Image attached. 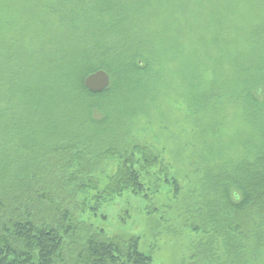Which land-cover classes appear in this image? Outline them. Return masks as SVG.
Segmentation results:
<instances>
[{
	"label": "trees",
	"instance_id": "16d2710c",
	"mask_svg": "<svg viewBox=\"0 0 264 264\" xmlns=\"http://www.w3.org/2000/svg\"><path fill=\"white\" fill-rule=\"evenodd\" d=\"M31 7L39 10L29 8L23 24L0 36V264H150L139 236H110L79 216L97 215L125 194L154 208L164 186L181 199L171 165L133 134L134 123L157 98L158 63L172 45L162 37L173 40L202 20L223 35L224 21L209 12L195 21L196 3L183 0H39ZM164 17L173 18L170 25L158 20ZM236 28L241 43L264 44ZM251 51L233 55L240 69ZM98 69L110 84L90 91L83 81ZM214 96L212 89L191 96L193 113ZM257 105L248 102L253 116ZM195 125L203 136L216 134ZM203 140L191 163L195 183L176 209L194 233L186 264H264V133L232 163L216 162L217 148Z\"/></svg>",
	"mask_w": 264,
	"mask_h": 264
},
{
	"label": "rangeland",
	"instance_id": "374dc122",
	"mask_svg": "<svg viewBox=\"0 0 264 264\" xmlns=\"http://www.w3.org/2000/svg\"><path fill=\"white\" fill-rule=\"evenodd\" d=\"M36 1L39 0H0V36L23 24L29 8L39 10L31 7V3ZM183 2L188 5L196 3L198 13L192 14L195 21H201L208 12L210 18L214 15L215 19H222L224 24H220H223V35L218 28L212 30V25L202 20L200 23L188 24L179 34L175 32L173 40L170 35L162 37L167 46L170 41L172 45L167 52L161 53L162 61L158 63L157 98L146 114L135 119L133 130L139 140L153 145L157 153L171 165L170 170L182 187L183 196H180L178 202L184 200L195 183L191 163L197 157V149L202 152L204 138H207L211 147L217 148L216 162L232 163L241 158L246 149L252 152L253 145L259 143L264 133V44L258 46L247 41L241 43L244 35L240 34L239 28L236 30V27H245L244 31L251 30V34H255L254 38L264 39L255 33V29L264 31V0ZM225 11L232 13L236 21L231 23L224 20ZM39 14L44 15L43 12ZM238 15L243 20H239L241 25L237 22ZM46 16L51 24L57 21L53 13L48 12ZM161 19L158 20L170 25L173 18ZM210 22L213 23L212 20ZM165 31L161 29V33ZM198 34H201V40L196 44ZM202 35H207L208 42ZM215 36L217 47L214 44ZM4 43L8 44L7 41ZM2 46L0 44V52ZM245 46L253 51L248 52L249 59L240 69L233 55ZM3 57L4 54L0 53V60ZM258 87L262 89L259 97L255 95ZM205 89H212L215 96L210 99V103L201 107L200 112L194 114L189 99ZM251 100L258 102L259 111L256 116L252 115L248 106ZM196 121L203 122L209 128L213 126L216 134L203 136L200 128L195 125ZM115 165L114 161L108 163L107 171ZM178 202L170 189L164 186L162 192L153 198L154 208L147 210L146 201L125 194L103 205L97 215L79 217L94 228L103 229L110 236H139L140 250L152 254L150 264H186L194 233L181 224L182 217L176 213Z\"/></svg>",
	"mask_w": 264,
	"mask_h": 264
},
{
	"label": "water",
	"instance_id": "95a60500",
	"mask_svg": "<svg viewBox=\"0 0 264 264\" xmlns=\"http://www.w3.org/2000/svg\"><path fill=\"white\" fill-rule=\"evenodd\" d=\"M83 83L88 90L100 92L109 86L110 77L105 70L98 69L88 74Z\"/></svg>",
	"mask_w": 264,
	"mask_h": 264
}]
</instances>
